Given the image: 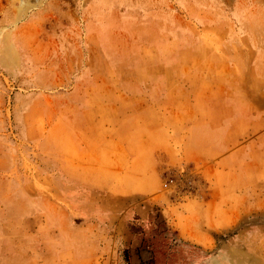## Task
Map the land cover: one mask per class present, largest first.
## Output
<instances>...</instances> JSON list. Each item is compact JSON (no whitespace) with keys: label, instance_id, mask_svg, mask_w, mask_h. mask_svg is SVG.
<instances>
[{"label":"rangeland","instance_id":"374dc122","mask_svg":"<svg viewBox=\"0 0 264 264\" xmlns=\"http://www.w3.org/2000/svg\"><path fill=\"white\" fill-rule=\"evenodd\" d=\"M252 42L264 0H0V264H264Z\"/></svg>","mask_w":264,"mask_h":264},{"label":"crops","instance_id":"0c3cea01","mask_svg":"<svg viewBox=\"0 0 264 264\" xmlns=\"http://www.w3.org/2000/svg\"><path fill=\"white\" fill-rule=\"evenodd\" d=\"M240 32V33H239ZM233 31L231 32L232 35L236 36L238 34H243L244 36L249 34L248 32H241V31ZM251 35V34H250ZM245 36L246 39L248 36ZM243 38V37H242ZM263 38H261L262 41ZM251 40V39H250ZM255 43H250L251 49H242V47H229L227 46L231 53L234 54V51L239 52V54L236 53V57L232 59V65L235 67L241 68L245 67L247 68L248 74L251 75L252 72H255L256 75L264 77V42H262V45L258 47L257 45H254ZM234 57V55H232ZM213 63L208 64L211 66ZM244 68V69H245ZM243 69V70H244ZM240 81H242L240 78H238Z\"/></svg>","mask_w":264,"mask_h":264},{"label":"trees","instance_id":"16d2710c","mask_svg":"<svg viewBox=\"0 0 264 264\" xmlns=\"http://www.w3.org/2000/svg\"><path fill=\"white\" fill-rule=\"evenodd\" d=\"M125 255H126L127 259H128V250L125 251Z\"/></svg>","mask_w":264,"mask_h":264}]
</instances>
